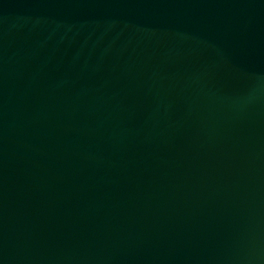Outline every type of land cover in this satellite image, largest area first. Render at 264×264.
<instances>
[{
  "label": "water",
  "instance_id": "water-1",
  "mask_svg": "<svg viewBox=\"0 0 264 264\" xmlns=\"http://www.w3.org/2000/svg\"><path fill=\"white\" fill-rule=\"evenodd\" d=\"M0 264H264V0H0Z\"/></svg>",
  "mask_w": 264,
  "mask_h": 264
}]
</instances>
